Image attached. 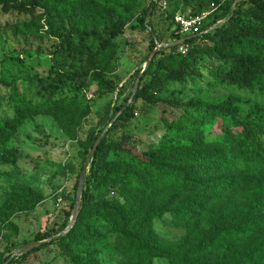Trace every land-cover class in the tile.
Returning <instances> with one entry per match:
<instances>
[{
  "label": "rangeland",
  "instance_id": "obj_1",
  "mask_svg": "<svg viewBox=\"0 0 264 264\" xmlns=\"http://www.w3.org/2000/svg\"><path fill=\"white\" fill-rule=\"evenodd\" d=\"M49 1L42 0V7L33 17L0 10V81L15 86L25 104H39L46 92L40 80L46 79L43 86L47 88L54 71H86L97 64L87 52L98 57L114 51L113 68L106 76L114 91L103 93L88 79L65 82L56 90L61 101L57 116L35 115L12 133L0 130V264L8 255L18 256L22 249L35 244L39 248L44 242L47 246L30 254L23 264H121L125 259L116 245L125 238L124 234L177 244L188 230L197 231L189 238L186 251L207 262L236 264L239 254L233 251L199 253L200 239L196 234L230 208L245 223L252 218L264 219V207L255 211V217L249 213V204L255 198L242 184L195 218L176 221L172 210L193 194L166 192L152 199L109 182L93 196V204L107 210L106 214L89 211L81 228L63 243L65 251L50 244V240L37 242V237L44 234L53 235L52 239L67 234V228L58 231L68 213L74 214L75 185L85 166L82 192L88 189L94 140L110 128L116 110L129 106L140 79L141 86L149 87L154 103L138 100L132 119L111 137L118 142L120 134L129 136L127 153L109 155L124 175L144 176L154 167L175 170L183 177L186 168L162 163V154L218 152L225 136L240 135L238 123L256 124L264 130V79L251 89L220 84L212 76L219 63L202 53L208 43L198 42V48L187 58L188 71L183 81L171 79L157 67L168 53L153 60L151 37L139 24L144 13L145 24L154 32L153 39L166 47L173 38L175 16L206 13L211 0H53L55 5ZM116 22H121L123 29L109 37L110 23ZM250 58L264 66V48ZM12 88L0 87V127L17 113L18 95ZM170 100L185 104L187 109H173L163 103ZM216 106H224L233 117L212 113L196 123L197 133L178 136L189 114ZM18 187L31 190L36 198L33 207L11 203L9 196ZM159 254L154 264H166L165 253Z\"/></svg>",
  "mask_w": 264,
  "mask_h": 264
},
{
  "label": "trees",
  "instance_id": "obj_2",
  "mask_svg": "<svg viewBox=\"0 0 264 264\" xmlns=\"http://www.w3.org/2000/svg\"><path fill=\"white\" fill-rule=\"evenodd\" d=\"M222 0H211V4L219 5ZM51 5H55L50 0ZM234 0L225 2L216 12L208 16V20L202 28L200 35L184 38V45L189 46L185 55L177 52L178 46L173 44L182 39L178 33L173 20L172 40L167 47H161L155 54L157 56L168 53L164 63L159 60L157 67L168 77L175 81H183L188 71L189 56L193 53L198 44L208 43L202 53L210 60L219 63V66L212 70V76L220 84L226 86H238L240 88L251 89L257 82L264 79V66L250 57L262 52L264 48V0H239L234 6ZM42 0H0V10L4 14L14 13L18 16L33 17L42 7ZM152 4L150 7L152 8ZM146 12L139 24L142 31L149 32L151 37L152 53L156 44L153 39L154 32L149 25L145 24ZM189 16V15H187ZM196 16V15H193ZM198 16V15H197ZM224 21L222 24L218 22ZM112 31L109 37H114L123 29L121 22L110 23ZM199 42V43H198ZM198 43V44H197ZM159 44V43H158ZM90 59H95V64L91 69L78 72H52V82L45 88L43 86L46 79L39 81L44 91L39 104H25L23 96L18 94V90L10 84L0 81V87H11L18 95L16 103L17 113L5 124H1L0 130L12 133L27 118L35 115L57 116L61 108V101L57 98V87L63 83H80L87 79L93 82L103 93L114 91L111 84L107 82L106 76L111 73L115 52L110 51L105 56H94L87 52ZM255 59V58H254ZM146 72V71H145ZM144 72V74H145ZM139 81L138 89L132 97L129 106L116 110L111 117L110 128L102 133L92 161L90 164L88 178V189H84L81 194L79 212L76 221L68 230L67 234L52 239L53 235L44 234L37 237V242L50 240V244H56L65 251L64 242L69 240L79 228H81L89 211L98 215L106 214L107 210L93 204L94 192L102 190L109 182L125 186L128 190L136 191L142 196L152 199L161 197L166 192L183 194L189 192L192 197L179 204L172 210V219L176 221H188L195 218L199 213L208 210L210 205L218 201L227 192L236 190L239 185L249 187V194L254 196L250 202L249 210L252 217L255 211L264 207V130L256 124L240 125V135L238 137L225 136L223 144L218 152H190L188 154H177L169 151L162 154L160 161L186 168L185 176H179L177 171L168 169H155L150 167L144 176L124 175L117 169V162L109 160L112 153L125 154L129 147V136L119 135L118 142H113V133H119L132 119L135 103L138 100L148 105L154 103L149 95V87L141 86ZM47 89V90H46ZM173 109H187L185 104L170 100L163 102ZM212 113H224L233 117L224 106H216L205 110H195L189 114L184 127L178 131V136H185L188 133H197L200 118ZM117 116V117H116ZM116 119L112 121L114 118ZM190 119H193L191 121ZM100 135V136H101ZM99 136V137H100ZM99 137H96V142ZM191 175V178H187ZM80 177V176H79ZM200 177H207L206 180H199ZM78 183L75 185L77 190ZM9 200L13 205L22 204L33 207L36 198L30 189L16 188L12 190ZM21 195L22 198H19ZM198 195V197L196 196ZM73 212H69L58 233L63 232L69 225ZM241 215L235 214L231 208L226 210L221 218L211 222L202 231L197 232L199 236V253L215 250L217 252H235L237 256L236 264H264V219L252 218L245 223L239 219ZM198 229V228H197ZM187 236L177 244L165 242H151L147 239L140 240L130 238L124 234V239L118 241L116 248L119 254L125 259L121 264H154L156 258L160 257L159 251L165 253L166 264H221L217 262H207L195 257V254L185 250L189 238L197 230H188ZM55 235V234H54ZM39 248L21 256L8 255L2 260V264H23L27 257L47 246V243H40ZM227 251V252H226Z\"/></svg>",
  "mask_w": 264,
  "mask_h": 264
},
{
  "label": "built area",
  "instance_id": "obj_3",
  "mask_svg": "<svg viewBox=\"0 0 264 264\" xmlns=\"http://www.w3.org/2000/svg\"><path fill=\"white\" fill-rule=\"evenodd\" d=\"M230 0H222L221 4L219 5H213L211 4L210 9L208 10V12L203 13L199 16H184L182 14H177L174 18V22H175V26L178 29V33L179 35L182 37V39L184 38H189L195 35H200L203 32H208L207 31H202L203 26L205 25V23L208 20V16L212 13V12H216L225 2H228ZM239 0H234V4L233 6L238 2ZM224 21H220L217 23L218 24H222ZM159 46L158 44H156V47ZM167 47V46H166ZM189 50V46L188 45H184L181 44L178 46L177 48V52L185 55Z\"/></svg>",
  "mask_w": 264,
  "mask_h": 264
},
{
  "label": "water",
  "instance_id": "obj_4",
  "mask_svg": "<svg viewBox=\"0 0 264 264\" xmlns=\"http://www.w3.org/2000/svg\"><path fill=\"white\" fill-rule=\"evenodd\" d=\"M184 42H185V39H181V40L175 42L173 45H174V46H179V45L183 44ZM161 47H162V46H157V47L155 48V50L152 52V57L156 54V52H157ZM138 86H139V80L136 82V84H135V86H134V91H133V93H132L131 98L135 95V93H136V91H137V89H138ZM104 132H105V131H104ZM104 132H103V133H104ZM101 137H102V135H101V136L99 137V139L96 141V143H95V145H94V148H93V151L90 153V155H92V154L95 152V149H96V147H97L99 141L101 140ZM86 170H87V169H86V166H85L84 169H83V171H82V173H81V175H80V179H79V183H78V187H77V197H76V203H75V208H74V214H73L72 220L70 221V223H69V225H68L66 231L69 230V229L72 227L73 223L76 221V218H77V215H78V212H79L80 199H81V194H82V189H83V183H84V180H85V177H86ZM38 245H39V244L30 245V246H28V247L22 249L21 251H19L18 256H21V255H23V254H26L27 252H29V251L35 249Z\"/></svg>",
  "mask_w": 264,
  "mask_h": 264
}]
</instances>
